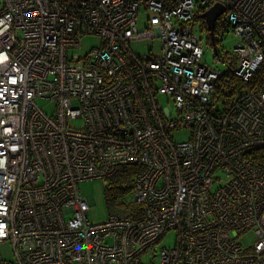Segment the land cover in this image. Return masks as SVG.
<instances>
[{"label": "built area", "instance_id": "1", "mask_svg": "<svg viewBox=\"0 0 264 264\" xmlns=\"http://www.w3.org/2000/svg\"><path fill=\"white\" fill-rule=\"evenodd\" d=\"M216 1L248 82L225 104L196 24ZM132 168L136 218L91 222L78 183ZM4 246L0 264H264V0H0Z\"/></svg>", "mask_w": 264, "mask_h": 264}, {"label": "rangeland", "instance_id": "2", "mask_svg": "<svg viewBox=\"0 0 264 264\" xmlns=\"http://www.w3.org/2000/svg\"><path fill=\"white\" fill-rule=\"evenodd\" d=\"M151 15L152 13L149 11H143L142 13H140V15L138 16V26L140 27L143 23H145V21H147V19H149ZM198 25L199 23L197 24V26ZM218 30H221V29H218ZM199 36L201 37L203 41V53L204 54L202 57V62L212 67H216L219 71H223L226 68L225 65L223 64L214 65L213 57H212L213 50L209 46V44H207L208 43L207 34L205 32H201L199 33ZM217 39H220V36H218ZM221 39L222 41L220 44L225 49V51L231 54L232 56H234L233 48L238 42V38L231 31H229L225 33L224 37ZM96 42L97 40L94 37H90V36L84 37L82 39V48L80 49L79 53L83 55L84 50L86 49L89 50L90 48L94 47L96 45ZM129 47L131 51L138 56H147L148 53L156 55L158 54V51L160 49V43L158 42L157 39L155 40L144 39V40L130 43ZM219 47L221 48V46ZM221 54L224 55L223 53ZM240 82L243 83V85L248 84L247 81L241 80ZM34 102L40 110H43V111L46 110L48 101L36 99ZM184 139H185V136L182 134H177L175 136V140L178 142ZM112 181H113V178L105 179L106 185H104L102 180H88V181H82L78 183V186H77L78 194L83 199L88 200L90 204V209L88 211V218L93 223L103 222L107 219L108 215H110L109 214L110 213L109 203L105 199V191L107 190V188L111 187L110 184L112 183ZM216 187L217 185L214 186V189ZM131 198H132V193H129L128 195L123 197L121 201L126 200L127 202L128 201L131 202ZM251 242L252 240L250 239L244 240L245 245H249ZM174 243H175V234L173 231H170L168 232V234L165 235L163 240L158 244V248L159 249L160 248H165V249L172 248L174 246ZM0 256L1 258L5 260H9L10 259V248L8 246L2 247ZM149 262H151V264H158L157 253H155L154 255L148 254L142 258V264H149Z\"/></svg>", "mask_w": 264, "mask_h": 264}, {"label": "trees", "instance_id": "3", "mask_svg": "<svg viewBox=\"0 0 264 264\" xmlns=\"http://www.w3.org/2000/svg\"><path fill=\"white\" fill-rule=\"evenodd\" d=\"M200 15L201 14H198L196 16V23H199L198 32H205L207 34V44H209V46L212 48L207 24L204 19L202 20L199 18ZM229 31H231V29L229 28L224 18H218L214 28V42L217 48V56L213 53L212 57L214 65L223 64L226 66L223 71H219L216 67H214L221 74L220 79L216 83L214 91V96L218 104H225L228 99L233 97V95L239 88L244 86L243 83L236 79L232 73L233 67L238 61L237 56L235 54L234 56H232L231 54L227 53L220 44L222 41L221 38H223L224 34ZM218 36H220V39H217ZM219 46H221V48ZM221 53H223L224 55H222ZM134 173L135 171L133 168L129 170L122 169L112 177L113 181L110 184L111 187L107 188V190L105 191V199L109 203L110 215H126L130 219H134L136 218L135 214L137 212L139 213V205L131 203L129 201L127 202L126 200L121 201L123 197H125L129 193H132L133 191Z\"/></svg>", "mask_w": 264, "mask_h": 264}, {"label": "water", "instance_id": "4", "mask_svg": "<svg viewBox=\"0 0 264 264\" xmlns=\"http://www.w3.org/2000/svg\"><path fill=\"white\" fill-rule=\"evenodd\" d=\"M223 12H224V8L221 5L216 4L209 10L205 11L200 16V18L204 19L207 24V29L209 32L210 42H211L214 55H217V48L214 42V28H215L217 19Z\"/></svg>", "mask_w": 264, "mask_h": 264}, {"label": "bare ground", "instance_id": "5", "mask_svg": "<svg viewBox=\"0 0 264 264\" xmlns=\"http://www.w3.org/2000/svg\"><path fill=\"white\" fill-rule=\"evenodd\" d=\"M216 4H219V5H221L222 6V4L221 3H219V2H214V3H209V4H207V9H206V11L207 10H209L210 8H212L214 5H216ZM223 7V6H222ZM224 8V7H223ZM224 14H226V11H225V8H224V12L219 16V18L221 17V16H223ZM223 18H224V16H223ZM225 20V19H224ZM226 21V23L228 24V26H229V28L231 29V22L230 21H227V20H225ZM50 58V57H49ZM126 78V77H125ZM113 102V100H111L110 102H109V104H111ZM43 111V110H42ZM43 113H49V110H45V111H43Z\"/></svg>", "mask_w": 264, "mask_h": 264}]
</instances>
